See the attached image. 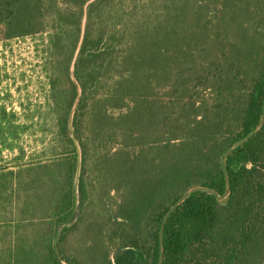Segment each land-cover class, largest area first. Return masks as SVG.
Wrapping results in <instances>:
<instances>
[{"label": "trees", "instance_id": "16d2710c", "mask_svg": "<svg viewBox=\"0 0 264 264\" xmlns=\"http://www.w3.org/2000/svg\"><path fill=\"white\" fill-rule=\"evenodd\" d=\"M68 33V61L80 42L74 76L81 94L72 119L58 122L65 149L48 163L20 166L37 172L35 191L24 182L20 190L40 231L35 260L157 264L165 210L191 185L221 193L223 151L259 119L264 0H0L3 39L49 34L63 49ZM70 84L68 107L76 96ZM91 163L111 172L119 200L94 220L84 260L65 243L87 224ZM226 166L230 193L222 202L196 192L168 218L162 264H264V126ZM38 180L52 183L51 191ZM6 187L0 181V196Z\"/></svg>", "mask_w": 264, "mask_h": 264}, {"label": "rangeland", "instance_id": "374dc122", "mask_svg": "<svg viewBox=\"0 0 264 264\" xmlns=\"http://www.w3.org/2000/svg\"><path fill=\"white\" fill-rule=\"evenodd\" d=\"M82 32L83 26L80 37ZM72 37L70 33L63 37V49H56L58 46L52 42L49 34L10 39L0 37V168L1 173H7L0 174L1 181L5 182L11 178L23 179L24 184L31 185L28 189L35 191L36 187L31 179L37 178V172L35 169L24 171L20 169L21 164L48 163L54 153L61 154L65 149L63 140L57 135L58 122L65 118L69 121L72 119L81 94L74 76V63L80 42L77 43L70 60H67ZM71 82L76 85V96L72 106L68 107ZM115 112L116 109L110 110V113ZM92 152L91 149L89 154ZM91 158L89 155L87 161ZM110 174L105 165L98 167L91 163L85 168L84 178L89 192L87 201L90 202L86 206V218L84 216L87 224H79L68 233L65 244L70 255H80L82 259H86L85 251L81 247L92 238L94 220L105 219L119 200L117 192L109 187L113 185L108 179ZM39 185L46 193L52 189V183L50 185L38 180ZM63 189L62 186L56 188V192H62ZM73 191L77 200L76 186ZM23 197L21 194V199L16 200L15 210L19 211L24 206L23 211L28 214L31 212L29 207H32V201L24 200ZM52 198L57 200L58 195L52 194ZM6 200L5 197L4 201ZM28 223L29 221L24 225ZM29 229V225L24 226V230ZM84 230H87L89 235L84 233ZM107 232V225H104L99 238L103 235L106 237ZM3 252L0 251V264L7 263L11 258L3 257ZM29 256L32 257L30 254ZM32 258L35 264V251Z\"/></svg>", "mask_w": 264, "mask_h": 264}, {"label": "crops", "instance_id": "0c3cea01", "mask_svg": "<svg viewBox=\"0 0 264 264\" xmlns=\"http://www.w3.org/2000/svg\"><path fill=\"white\" fill-rule=\"evenodd\" d=\"M5 182L7 186L6 192L0 196V227H2V231H0V251H4L3 257L11 258L8 259L7 263L3 262V264H27L28 261L30 264H33V251L36 252L39 248L38 238L40 231L38 222L32 218V212L29 211L28 214H25L21 209L19 211L15 210L17 205L16 200L21 199L19 198L21 196L20 190L22 189L24 180L11 178ZM5 197L6 201H4ZM29 200L31 201V199ZM28 221L29 223L24 225ZM71 224L72 221L68 220L62 227L64 228ZM28 225L30 229L24 230V226ZM60 231L61 229L52 241L53 245L56 244ZM48 234L49 232L46 231L47 236ZM35 264H38L37 259L35 260Z\"/></svg>", "mask_w": 264, "mask_h": 264}, {"label": "water", "instance_id": "95a60500", "mask_svg": "<svg viewBox=\"0 0 264 264\" xmlns=\"http://www.w3.org/2000/svg\"><path fill=\"white\" fill-rule=\"evenodd\" d=\"M264 126V95L261 102V112L259 119L254 126V128L246 133L245 135L241 136L230 145L226 147L221 155L220 165L223 175V190L221 193H218L216 189L207 185L195 184L191 185L186 188L178 197L177 199L171 203L168 208L165 210L164 214L161 217L159 227H158V255H157V264H162L163 262V254H164V247H163V234H164V227L165 224L170 217V215L185 201V199L193 193L196 192H203L210 194L215 197L217 202H222L230 193V178L229 173L226 166V159L227 157L233 153L238 147L243 145L246 141L250 138L258 134ZM78 173L76 174V181H77ZM76 186V185H75Z\"/></svg>", "mask_w": 264, "mask_h": 264}]
</instances>
